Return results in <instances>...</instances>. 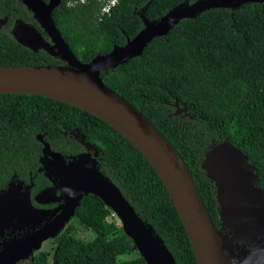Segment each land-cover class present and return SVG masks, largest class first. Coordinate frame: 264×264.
I'll return each instance as SVG.
<instances>
[{
  "label": "trees",
  "instance_id": "16d2710c",
  "mask_svg": "<svg viewBox=\"0 0 264 264\" xmlns=\"http://www.w3.org/2000/svg\"><path fill=\"white\" fill-rule=\"evenodd\" d=\"M48 3L49 0H42ZM187 0H119L109 15L102 4L61 0L52 20L82 64L122 47L142 29L141 16L157 22ZM197 0H188L193 4ZM0 67L67 66L43 50L32 52L12 36L21 21L50 43L20 0H0ZM104 85L133 105L171 143L189 168L205 208L220 229L214 183L202 161L211 147L228 142L253 167L264 188V1L238 9H212L179 21L154 38L138 57L100 70ZM175 104L185 113L173 115ZM100 147L99 171L115 185L139 218L163 241L176 264H197L176 208L147 160L122 135L92 114L33 95L0 94V189L14 176L46 184L41 172L43 145L63 158L83 148L75 138ZM112 211L93 196L75 211L78 225L93 233L74 237L67 225L55 239V264H145ZM37 264H47L46 254Z\"/></svg>",
  "mask_w": 264,
  "mask_h": 264
},
{
  "label": "water",
  "instance_id": "95a60500",
  "mask_svg": "<svg viewBox=\"0 0 264 264\" xmlns=\"http://www.w3.org/2000/svg\"><path fill=\"white\" fill-rule=\"evenodd\" d=\"M20 1L50 43L21 21L14 23L11 31L14 39L32 52L43 50L58 57L67 66L0 67V94L41 96L65 103L92 114L122 135L147 160L165 186L197 264H264V188L258 187L254 169L245 155L224 141L213 145L203 158L202 169L215 186L218 229L183 158L144 115L107 88L100 78V70L115 68L140 56L154 38L165 36L181 20L194 19L212 9L234 10L264 0H197L193 4H188L187 0L157 22H149L142 15L144 27L133 39H127L122 47L115 46L106 56L95 57L89 64L77 60L54 25L51 15L61 0ZM0 23L4 25L6 20ZM175 108V116L186 112L178 104ZM37 140L43 145L42 168L46 176L53 175L58 180L56 187L63 205L42 230L26 238L28 248L23 258H28L44 240L54 238L75 215L81 200L93 195L116 216L145 264H176L160 237L139 218L89 154L76 156L66 164L41 136H37ZM89 162L92 165L87 168ZM29 189L24 198L27 199L26 216L41 221L47 211L31 208ZM9 193L10 189L0 200ZM42 194L35 198L38 203Z\"/></svg>",
  "mask_w": 264,
  "mask_h": 264
},
{
  "label": "flooded vegetation",
  "instance_id": "af4514ba",
  "mask_svg": "<svg viewBox=\"0 0 264 264\" xmlns=\"http://www.w3.org/2000/svg\"><path fill=\"white\" fill-rule=\"evenodd\" d=\"M1 26L3 25L0 23ZM75 138L81 144L83 150L78 154L64 158L65 163L68 164L74 157L82 154H89L90 159L97 162L100 148L90 141L83 140L81 135H77ZM91 165L89 162L86 167L89 168ZM41 172L46 178V184L40 182L38 185L40 188L37 191L34 190V184L31 180L25 182L15 176L7 182L4 188L0 189V197L10 189V193L0 200V264H37L35 258L42 261L43 254H46L47 264H55L52 258L56 247L55 239L67 225L77 221L74 215L54 238L44 240L38 249L32 250L28 258L22 257L28 248L26 238L42 230L59 213L56 210L63 205L61 194L56 187L58 180L53 175L46 176L43 168H41ZM28 187H30L28 200L31 208L41 212L47 211L45 212V218L41 221H38L35 217L29 219L26 216L27 199L24 200V198ZM40 194H42L40 197L41 203H38L35 198ZM47 245L51 246L49 250L45 249ZM13 261L14 263H11Z\"/></svg>",
  "mask_w": 264,
  "mask_h": 264
},
{
  "label": "rangeland",
  "instance_id": "374dc122",
  "mask_svg": "<svg viewBox=\"0 0 264 264\" xmlns=\"http://www.w3.org/2000/svg\"><path fill=\"white\" fill-rule=\"evenodd\" d=\"M99 147V146H98ZM100 148V147H99ZM32 219L34 217H31ZM115 220L117 222V224L121 227V224L120 222L118 221V219L116 218V216L114 214H112V217L109 218V221L111 220ZM71 226H72V232H73V235L74 237H76L77 239H80L82 241H90L92 238H93V233L88 231V230H85L84 228H82L80 225H78L77 221H73L71 223ZM50 245H47L45 249L49 250L50 249ZM136 255L140 256L139 253L134 249V252L133 254L129 257V258H135Z\"/></svg>",
  "mask_w": 264,
  "mask_h": 264
},
{
  "label": "built area",
  "instance_id": "2783aa9c",
  "mask_svg": "<svg viewBox=\"0 0 264 264\" xmlns=\"http://www.w3.org/2000/svg\"><path fill=\"white\" fill-rule=\"evenodd\" d=\"M97 1L102 4L101 16L109 15L111 8H113L119 2V0H97ZM85 2L86 0H73V2L70 3V5L76 3L84 4Z\"/></svg>",
  "mask_w": 264,
  "mask_h": 264
}]
</instances>
